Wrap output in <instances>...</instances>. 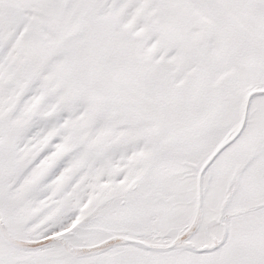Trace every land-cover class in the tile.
I'll return each instance as SVG.
<instances>
[{
  "label": "snow or ice",
  "instance_id": "6c2138e0",
  "mask_svg": "<svg viewBox=\"0 0 264 264\" xmlns=\"http://www.w3.org/2000/svg\"><path fill=\"white\" fill-rule=\"evenodd\" d=\"M0 264H264V0H0Z\"/></svg>",
  "mask_w": 264,
  "mask_h": 264
}]
</instances>
